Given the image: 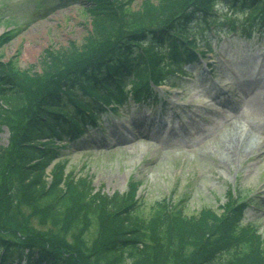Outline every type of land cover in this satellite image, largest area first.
<instances>
[{"label":"trees","instance_id":"16d2710c","mask_svg":"<svg viewBox=\"0 0 264 264\" xmlns=\"http://www.w3.org/2000/svg\"><path fill=\"white\" fill-rule=\"evenodd\" d=\"M81 1L93 15L94 39L82 50L56 51L53 59L47 53L35 101L25 105L23 82L0 67V126L8 129L7 145H0V264H264L255 229L240 224L244 202L229 199L219 214L204 208L190 217L162 204L143 218L136 188L111 196L95 191L86 178L65 174L55 143L80 139L102 121V112L128 97H149V83L164 82L172 69L196 60L199 33L210 49L215 4L224 17L245 13L239 24L226 21L232 29L264 37V0H160L155 6L149 0L134 13H123L120 0ZM10 40L0 36V48ZM33 219L48 225L45 236L69 237L79 260L38 243L40 231L28 228Z\"/></svg>","mask_w":264,"mask_h":264},{"label":"rangeland","instance_id":"374dc122","mask_svg":"<svg viewBox=\"0 0 264 264\" xmlns=\"http://www.w3.org/2000/svg\"><path fill=\"white\" fill-rule=\"evenodd\" d=\"M120 1L123 13L150 5L149 0ZM150 1L154 6L160 2ZM59 3L0 0V36L11 39L0 48V67L23 82L25 105L41 90V71L50 64L47 53L53 59L56 51L82 50L94 39V18L85 3ZM235 16L238 21L244 17ZM232 17L225 20L236 24ZM218 31L212 51L197 57L200 66L188 68L193 76L178 72L172 77L178 87L153 88L157 105L139 112L138 104L130 102L107 119L104 134L57 146L65 174L86 178L107 195L136 188L137 212L143 218L164 202L187 217L204 208L219 214L227 192L233 199L237 194L236 200L247 203L241 226L251 224L264 246V105L259 98L264 95V40H246L241 32H232L231 24ZM7 88L14 86L8 82ZM7 142L8 129L2 125L0 145ZM40 225L33 219L28 226L40 231L38 243L57 245L65 256L70 252L79 260L69 237L45 236L48 225ZM80 251L89 253L82 246Z\"/></svg>","mask_w":264,"mask_h":264},{"label":"bare ground","instance_id":"6f19581e","mask_svg":"<svg viewBox=\"0 0 264 264\" xmlns=\"http://www.w3.org/2000/svg\"><path fill=\"white\" fill-rule=\"evenodd\" d=\"M260 100H261V104L264 105V95L263 93H261V96H259Z\"/></svg>","mask_w":264,"mask_h":264}]
</instances>
